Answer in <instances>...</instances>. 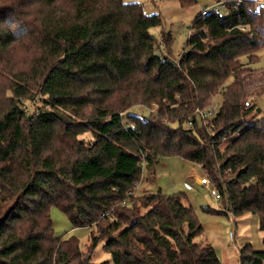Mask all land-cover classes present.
I'll use <instances>...</instances> for the list:
<instances>
[{"label":"trees","instance_id":"trees-1","mask_svg":"<svg viewBox=\"0 0 264 264\" xmlns=\"http://www.w3.org/2000/svg\"><path fill=\"white\" fill-rule=\"evenodd\" d=\"M161 24L139 2L0 0V264H96L99 242L115 264H225L184 192L137 193L164 156L212 179L222 205L207 212L256 214L264 234V117L245 101L242 61L264 48V3L200 12L177 59L159 52ZM53 205L96 226L88 256L55 234ZM239 261L264 264V249L248 242Z\"/></svg>","mask_w":264,"mask_h":264},{"label":"rangeland","instance_id":"rangeland-1","mask_svg":"<svg viewBox=\"0 0 264 264\" xmlns=\"http://www.w3.org/2000/svg\"><path fill=\"white\" fill-rule=\"evenodd\" d=\"M127 2H139L143 4L144 11L147 14L159 13L162 18V24L152 27L151 34L157 40L159 52L171 58L177 59L184 49L187 39L190 35V26L196 15L204 8L211 6L216 0H197L194 5L182 6L180 0H125ZM171 35V40L166 43L165 38ZM259 60L251 62L247 57H242L245 66L253 68L251 72L245 75L246 97L248 104H255L260 111L255 112L256 119L264 117V48L259 52ZM231 81V80H229ZM223 89L221 88L216 94H213L211 100L212 106L219 105L222 102ZM159 105L151 103L138 104L131 107L127 112L133 115H144L150 110L152 113L158 111ZM149 110V111H148ZM249 120L252 116L248 117ZM255 119V120H256ZM87 139L91 138V133H86ZM148 172H145L144 179L140 182L137 193L156 192L161 190L166 193L176 184L183 185L184 182L190 183L193 188L186 194L187 200L193 206L209 207L218 209L222 203L217 204L210 190L199 184V179L204 176L201 166L197 163L185 161L178 156H164L160 158L155 167L154 180H148ZM144 211V210H143ZM51 218L53 221L54 232L57 236L71 237L75 236L80 240L81 249L88 256L91 235L97 233L96 226H74L67 213L58 206L51 207ZM223 219V237L224 246L218 249V253L223 257L227 264H240L239 250L250 242L255 249H264V234L260 230L259 221L256 214H245L233 219L231 216L221 215ZM206 235L204 233L201 237ZM232 235V236H231ZM104 242H99L92 251L91 259L96 264H115L111 254L104 247Z\"/></svg>","mask_w":264,"mask_h":264},{"label":"crops","instance_id":"crops-1","mask_svg":"<svg viewBox=\"0 0 264 264\" xmlns=\"http://www.w3.org/2000/svg\"><path fill=\"white\" fill-rule=\"evenodd\" d=\"M258 1L264 3V0H258ZM186 183L188 182H184V184L183 185L180 184V186L176 184L171 190L167 191L166 194L175 193V192H184L185 194H187L190 189L186 188L185 186ZM193 207L195 208L198 217L200 221L203 223V226L206 230V235H205L206 239L209 242H211V244L216 248L218 252V249L221 248V246H224V241L221 239L223 237V232H224L223 229L224 224L222 222L223 219L221 218V215L209 213L204 209L203 206L200 205L199 207H195V206ZM219 256L223 261V263H225L223 257L220 254Z\"/></svg>","mask_w":264,"mask_h":264},{"label":"built area","instance_id":"built-area-1","mask_svg":"<svg viewBox=\"0 0 264 264\" xmlns=\"http://www.w3.org/2000/svg\"><path fill=\"white\" fill-rule=\"evenodd\" d=\"M226 8V0H217L215 1L211 6H207L206 8H204L201 13L203 14H207L211 11H222L225 10ZM253 104V103H252ZM218 109V105L215 106H210L207 109H199L196 108L195 112L198 118L202 119V120H206L207 117H211L213 116L216 111ZM189 124H191V122H189ZM132 127H134V124H130ZM144 161H143V165H144ZM199 183L201 185H203L204 187L208 188L210 190V193L213 195V197L215 198V201L217 204H220L221 202V193L218 190V188L214 185V183L212 182V179L207 176L206 174H204V176L202 178L199 179ZM140 182L137 183V188L139 186ZM187 189H192V185L186 183L185 184ZM135 190L132 191V193H134Z\"/></svg>","mask_w":264,"mask_h":264},{"label":"water","instance_id":"water-1","mask_svg":"<svg viewBox=\"0 0 264 264\" xmlns=\"http://www.w3.org/2000/svg\"><path fill=\"white\" fill-rule=\"evenodd\" d=\"M260 111V108H257V112H259Z\"/></svg>","mask_w":264,"mask_h":264}]
</instances>
